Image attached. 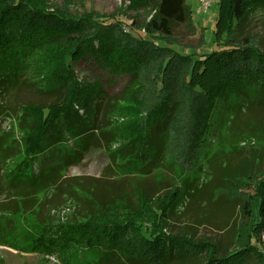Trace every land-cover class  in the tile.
Listing matches in <instances>:
<instances>
[{
    "label": "trees",
    "instance_id": "16d2710c",
    "mask_svg": "<svg viewBox=\"0 0 264 264\" xmlns=\"http://www.w3.org/2000/svg\"><path fill=\"white\" fill-rule=\"evenodd\" d=\"M129 4L148 13V20L138 25L121 16L77 15L69 4L0 0V118L10 110L3 97L21 85L51 98L19 106L29 123L16 170L28 169L38 155L57 147L71 149L58 158L66 165L76 157L73 145L104 137V123L119 114L120 145L113 152L127 171L145 175L160 164L178 172L179 185L165 196L148 203L139 193V212H105L58 225L57 236H40L36 248L48 252L57 245L71 258L91 256L101 264H247L250 258L264 264V247L257 246L264 244V170H251L264 148L251 152L233 173L237 187H222L240 214L231 235L233 245L240 236L233 251L175 234L168 226L181 198L199 187L202 164L210 159L218 164L234 145L255 139L264 145L261 122L250 123L246 115L264 106V44L241 34L245 21L264 11V0H216L212 41L187 49L170 44L197 31L186 0ZM83 69L92 82L78 78ZM214 145L222 148L212 158Z\"/></svg>",
    "mask_w": 264,
    "mask_h": 264
},
{
    "label": "rangeland",
    "instance_id": "374dc122",
    "mask_svg": "<svg viewBox=\"0 0 264 264\" xmlns=\"http://www.w3.org/2000/svg\"><path fill=\"white\" fill-rule=\"evenodd\" d=\"M45 1L51 7L69 4V9L77 15L92 13L96 16H121L131 24L136 20L141 25L149 18L143 9L131 6L129 0ZM186 2L191 7L197 31L195 34L177 36L171 39L176 40L175 43L170 44L184 49L205 46V42L210 44L218 14L216 0H210L206 12L198 11V0ZM241 34L264 44V11L252 14L242 26ZM77 75L82 81L94 80L92 74L84 69L78 70ZM107 79L104 77L102 82H108ZM3 98L4 105L10 110L6 117L0 118V264H101L91 256L71 258L57 245L43 252L36 248V241L43 235L57 236L58 225L81 222L100 213L139 212V193L150 203L152 199L165 196L173 186L179 185L178 172L172 166L158 164L145 175L125 169L121 157L113 152L120 145L116 130L123 119L119 114L104 123L108 131L104 137L98 136L96 132L98 141L88 138L77 146L73 145L76 157L66 165L59 159L71 154L69 147L48 148L49 154L38 155L31 167L19 172L16 168L24 157L23 128L29 123L19 106L31 102L49 103L51 98L28 85L19 86ZM9 102H13V108ZM246 115L250 123L261 122L260 129L264 134V106H255ZM78 141L75 139V143ZM260 141L255 139L254 143L230 147V152L217 161L218 164L211 159L202 164L199 187L181 198L169 219L168 226L173 233L220 243L224 252L230 253L236 248L240 236L238 233L235 235L233 245L231 235L240 214L236 202L228 199L227 190L225 193L222 187H237L239 180L230 178L233 173H238L237 168L247 164L245 159L252 158L251 152L264 148ZM223 144L227 146L228 143ZM211 148L212 158H215L222 147L214 145ZM255 169L264 170V149L261 159L257 164L254 163L251 170ZM19 178L22 183L18 185L16 180ZM261 238L264 239V234ZM257 246L262 248L264 244L258 243ZM173 262L195 264L196 261ZM257 263L254 258H250L247 264Z\"/></svg>",
    "mask_w": 264,
    "mask_h": 264
},
{
    "label": "built area",
    "instance_id": "2783aa9c",
    "mask_svg": "<svg viewBox=\"0 0 264 264\" xmlns=\"http://www.w3.org/2000/svg\"><path fill=\"white\" fill-rule=\"evenodd\" d=\"M199 9L198 11L206 12L211 4L210 0H198Z\"/></svg>",
    "mask_w": 264,
    "mask_h": 264
}]
</instances>
